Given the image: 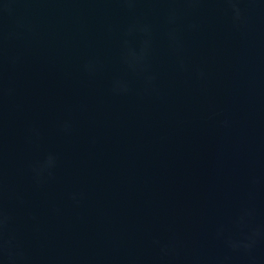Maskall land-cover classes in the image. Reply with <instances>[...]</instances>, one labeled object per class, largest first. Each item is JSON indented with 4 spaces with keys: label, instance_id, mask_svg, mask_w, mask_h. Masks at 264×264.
<instances>
[{
    "label": "water",
    "instance_id": "water-1",
    "mask_svg": "<svg viewBox=\"0 0 264 264\" xmlns=\"http://www.w3.org/2000/svg\"><path fill=\"white\" fill-rule=\"evenodd\" d=\"M0 264H264V0H0Z\"/></svg>",
    "mask_w": 264,
    "mask_h": 264
}]
</instances>
